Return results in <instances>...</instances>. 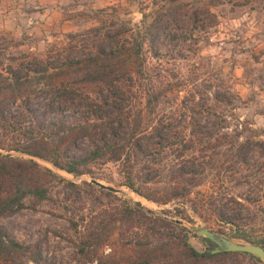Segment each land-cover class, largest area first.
I'll return each instance as SVG.
<instances>
[{
  "label": "trees",
  "instance_id": "trees-1",
  "mask_svg": "<svg viewBox=\"0 0 264 264\" xmlns=\"http://www.w3.org/2000/svg\"><path fill=\"white\" fill-rule=\"evenodd\" d=\"M157 1L161 5L148 23L143 15L140 26L113 22L91 29L77 37L78 51L65 45L44 59L0 62V103L21 102L17 111L0 113V151L28 158L0 155V221L49 201L48 179L63 181L57 171L81 177L112 164L124 186L147 202H190L198 218L213 212L233 240H252L264 250V233L257 240L247 231L254 221L243 206L216 207L199 193L190 199L197 187L192 182L208 169L202 155L215 140L194 119L195 97L183 93L187 85L178 67L197 56L195 35L208 30L214 17L180 0ZM66 38L72 45L76 37ZM187 95L191 107L185 104ZM165 106L167 110L160 109ZM163 178L171 183L150 194L146 186ZM64 188L60 204L75 238L74 264H198L237 255H211L213 245L203 238L199 240L207 249L198 252L188 242L197 237L166 219L146 216L139 206L118 201L85 211L76 207L82 202L80 188L70 183ZM166 229L178 235L162 233ZM115 237L125 244L114 245ZM0 264L55 263L0 226Z\"/></svg>",
  "mask_w": 264,
  "mask_h": 264
},
{
  "label": "rangeland",
  "instance_id": "rangeland-1",
  "mask_svg": "<svg viewBox=\"0 0 264 264\" xmlns=\"http://www.w3.org/2000/svg\"><path fill=\"white\" fill-rule=\"evenodd\" d=\"M180 3L191 9H207L214 17L208 30L195 35L197 56L178 67L187 85L183 93L191 92L195 97L194 119L215 140L202 155L208 169L203 177L192 182L197 187L192 189L190 199L199 193L200 198L216 207L243 206L249 219L254 221L247 231L258 240L264 233V0H180ZM159 5L157 0H0V62L7 65L11 59L23 57L44 59L65 45L78 51L80 38L77 37L89 30L113 22L140 26L143 15L148 23ZM68 36L77 38L71 41L72 45L67 43ZM190 98L185 99L189 107ZM20 105L21 102L0 103V113L17 111ZM78 149H83V145ZM0 155H9L15 161L28 159L16 153L0 151ZM36 163L53 171L46 163ZM57 174L63 181L48 179L49 201L36 206L35 211L27 209L0 221L7 234L35 248L43 259L52 263L74 264L71 257L75 238L68 229V215L60 204L66 183L80 188L82 202L76 207L85 211L96 210L99 205L113 207L121 201L139 206L148 217L168 222L177 219L187 224L190 221L191 226L219 232L224 237L231 235L213 212L203 213L201 218L194 215L190 202L166 206L147 202L124 186L117 167L112 164L96 166L91 175L81 177L58 171ZM92 181L118 189L120 193L103 197ZM170 183L163 178L148 184L146 189L152 194ZM25 204L32 208L30 199ZM162 233L178 235L172 229ZM199 238L189 237L188 242L196 251L204 252L207 247ZM115 239L114 245L125 244ZM198 264L261 263L237 254Z\"/></svg>",
  "mask_w": 264,
  "mask_h": 264
},
{
  "label": "water",
  "instance_id": "water-1",
  "mask_svg": "<svg viewBox=\"0 0 264 264\" xmlns=\"http://www.w3.org/2000/svg\"><path fill=\"white\" fill-rule=\"evenodd\" d=\"M91 183L92 185L106 192L112 194L120 193L118 189L104 186L96 181H92ZM169 221L185 230L192 236H197L210 241L213 245L212 249L209 251L211 255L224 253L243 254L252 257L254 260L258 261L261 264H264V250L258 242L252 240L238 242L233 240L231 235H227L226 237H224L207 229L191 226L190 224L177 219H172Z\"/></svg>",
  "mask_w": 264,
  "mask_h": 264
}]
</instances>
